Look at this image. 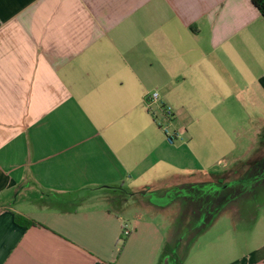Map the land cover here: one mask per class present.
Wrapping results in <instances>:
<instances>
[{
	"label": "crops",
	"instance_id": "1",
	"mask_svg": "<svg viewBox=\"0 0 264 264\" xmlns=\"http://www.w3.org/2000/svg\"><path fill=\"white\" fill-rule=\"evenodd\" d=\"M148 91L173 120L193 119L185 132L221 131L244 101L264 116V18L252 0H0V264H179L145 216L188 218L189 185L212 175L155 177L170 144ZM150 175L160 187L137 183ZM155 191L177 198L145 199ZM135 199L143 213L127 220ZM225 208L181 264H264V214Z\"/></svg>",
	"mask_w": 264,
	"mask_h": 264
},
{
	"label": "rangeland",
	"instance_id": "2",
	"mask_svg": "<svg viewBox=\"0 0 264 264\" xmlns=\"http://www.w3.org/2000/svg\"><path fill=\"white\" fill-rule=\"evenodd\" d=\"M160 100L164 102L161 98ZM241 105L243 106L242 108L235 110L237 113L235 117L228 116L224 118V126H216L220 127L221 131L215 130L214 132L203 133L202 130H197L198 132L194 130L191 132L190 128H188V132L184 133L183 138L179 139L174 144H170L167 141L164 131L159 126L162 125L163 128L168 127L170 123L168 118L166 119L165 114L155 111V109H153L155 107L154 105L149 106L150 109L154 111V113H151L154 116L157 126L162 130L166 141L170 144V146L164 145L161 159L155 162L157 165L155 177H164L168 173H178L180 175H186V173H208L214 178V176L225 174L229 169L240 163L237 161L244 162V165L247 166H249L248 163L261 162L260 160L264 161V116L258 114V110L251 107L250 102L244 101ZM167 111L172 115L173 110L169 102L167 104ZM194 124L193 119L191 123L187 118H181L178 121L172 119L170 131H172V129H179L182 126L187 130V125L193 126ZM214 145L219 147H214ZM179 147L180 149H177ZM262 165L263 162L259 166V176L264 178V165ZM240 171H242L241 168L238 173H240ZM148 177L149 180H141L137 183L145 184V188H155L156 185L160 187L158 184L159 182L153 180L152 175ZM130 191L132 192V190ZM144 191L145 189L142 190V192ZM196 191H200V189L197 188ZM182 192H180L178 197H180ZM176 193V191H169L166 193H163V191H155L148 195L150 198L147 196L145 199L149 201L152 200L157 205H164L169 202L172 203L170 199L175 198ZM137 195V198L140 199L141 194L137 193ZM210 195L211 197L208 198L209 200L202 197L198 200L194 197V211H192V213L190 212L188 218H184V214L179 212L173 224H171L170 211L166 213L155 212L145 216L146 220H152L162 227L167 238L168 249H173V252L178 254L177 256L180 258V261H177L179 264L184 263L187 256L195 248L196 243L201 242L202 233L197 234V231L199 228H202V224H205L206 221L213 222L220 216L221 212L224 211L223 206L226 202L224 198L220 196L217 197L215 193H210ZM126 198L128 199V197ZM138 199H135V201L130 200L128 204L122 206L121 212H123L127 220L132 219L131 217L128 218L127 215H132L134 212L136 213L139 211L140 202ZM255 201L262 202V206H258V211H261L258 213L259 217V215L264 214V198L259 197V199L257 198ZM234 203H236V201H234ZM227 206L225 209L229 208V206ZM138 213L143 212L140 211ZM225 218L229 217H223L222 219ZM177 236L182 239L183 243L181 245L176 243Z\"/></svg>",
	"mask_w": 264,
	"mask_h": 264
},
{
	"label": "trees",
	"instance_id": "3",
	"mask_svg": "<svg viewBox=\"0 0 264 264\" xmlns=\"http://www.w3.org/2000/svg\"><path fill=\"white\" fill-rule=\"evenodd\" d=\"M252 2L258 8L262 17L264 18V0H252ZM260 161L261 162H252L250 164L247 162L249 166L244 165V162H240L237 165H235L233 168L229 169L225 174L221 176H216L218 178H216L215 176L214 178L212 177L213 180L209 182H206L204 184H196V183L190 184L189 189L194 191V193L196 194L195 198H197L198 200L202 197L201 193L204 191L206 193L207 191L209 192V197L205 196L206 199L211 197L210 193H215L217 197L221 194V197H223L224 200L226 201L223 208L226 207L227 205L230 207L241 202V204L244 206V209L246 211H250V210L256 211L257 207L261 205L262 202L255 201V199L257 198L259 199V197L264 198V194H262L263 197L258 196V192L260 190H264V178L259 176V170H260L259 166L262 162L264 165V161L263 160ZM240 168L242 169V171L238 173ZM243 168H244V172H243ZM197 188H199L200 191H196ZM182 191L183 190H181L180 192ZM180 192L178 194H180ZM181 194H187V192L185 191L184 193L182 192ZM234 201H236V203H234ZM14 221L17 225L25 228L34 224V221L29 220L24 216L18 214H16ZM204 229L205 228L203 227L199 228L197 234H201L204 231Z\"/></svg>",
	"mask_w": 264,
	"mask_h": 264
},
{
	"label": "built area",
	"instance_id": "4",
	"mask_svg": "<svg viewBox=\"0 0 264 264\" xmlns=\"http://www.w3.org/2000/svg\"><path fill=\"white\" fill-rule=\"evenodd\" d=\"M146 102H147L148 106L155 105L157 107V110L158 111L160 110V112L162 114H165L166 119L168 118V120L170 122L168 127L163 128L162 125H159L162 128V130L164 131L167 141L170 144H174L179 139H182L183 135L185 133V129L179 128V129H172V131H170L173 115H170V112L167 111V106L163 102H161L160 97H159V93L157 91L148 92L146 95ZM171 116H172V118H171ZM131 231L132 230L130 229L129 225L124 224L123 235L126 237L129 234H131Z\"/></svg>",
	"mask_w": 264,
	"mask_h": 264
}]
</instances>
